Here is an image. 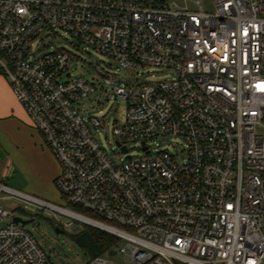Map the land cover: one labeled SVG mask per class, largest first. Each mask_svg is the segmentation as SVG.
Returning <instances> with one entry per match:
<instances>
[{"label": "built area", "instance_id": "1", "mask_svg": "<svg viewBox=\"0 0 264 264\" xmlns=\"http://www.w3.org/2000/svg\"><path fill=\"white\" fill-rule=\"evenodd\" d=\"M196 4L199 12L168 0H0V71L60 163L55 185L71 207L0 183V219L10 221L0 264H53L5 201L118 238L89 264H264V0H213L214 13ZM58 32L118 65L100 76L127 103L113 129L119 165L75 107L94 85L58 81L77 55L33 47ZM147 66L168 76L139 77ZM100 114L89 120L96 130L107 125ZM160 137L182 147L154 154L148 141Z\"/></svg>", "mask_w": 264, "mask_h": 264}, {"label": "rangeland", "instance_id": "2", "mask_svg": "<svg viewBox=\"0 0 264 264\" xmlns=\"http://www.w3.org/2000/svg\"><path fill=\"white\" fill-rule=\"evenodd\" d=\"M168 2H176L183 8L187 7L191 12L200 11L199 6L196 4V2H199L202 11L206 13L215 12L213 0H168ZM45 37V33H43L32 40L33 47H39L42 53L63 48L77 55V58L71 62L69 68L58 81L65 82L76 78H84L94 85L96 89L95 93L81 99L75 104V107L86 118L88 127L92 131L95 139L102 145L112 161L117 165L121 164V159L124 161L125 156L116 145L113 129L121 127L125 123L127 103L110 91L100 76V72H112L117 69V63L111 57L82 45L69 34L58 32V35ZM137 72L139 73V77L143 79H151L152 76L155 79H161L168 76L167 73L159 72L149 66L140 68ZM121 75L124 77L127 75V72L122 71ZM130 81L132 84L139 82L135 77H132ZM100 112L106 116L105 123L107 125L104 129L99 128L96 130L91 127L89 120L91 117L102 119ZM148 144L154 154L160 151L177 153L182 147L179 141L169 137L149 140ZM128 146L130 148V154L133 157H145V152L140 145L129 143ZM40 199L60 207L71 208L56 188V185L50 197H40ZM13 204L16 203L13 202L9 205L3 203V206L4 208H9L11 205L10 208L13 209L16 217L26 221L32 220L25 228L35 237L53 264H89L93 259L90 248L84 247L82 240H80L87 236V226L89 225L69 219L52 211L32 210L23 203H17L19 207L15 210V207H12ZM64 222H73V226H65ZM9 223V220L0 219V227L6 226ZM56 229L61 230L63 233H56ZM111 260L115 263L123 264L121 258L118 256L112 257Z\"/></svg>", "mask_w": 264, "mask_h": 264}, {"label": "crops", "instance_id": "3", "mask_svg": "<svg viewBox=\"0 0 264 264\" xmlns=\"http://www.w3.org/2000/svg\"><path fill=\"white\" fill-rule=\"evenodd\" d=\"M61 171L43 135L0 71V183L39 198L50 197ZM12 207L17 210L19 206L16 203Z\"/></svg>", "mask_w": 264, "mask_h": 264}, {"label": "trees", "instance_id": "4", "mask_svg": "<svg viewBox=\"0 0 264 264\" xmlns=\"http://www.w3.org/2000/svg\"><path fill=\"white\" fill-rule=\"evenodd\" d=\"M87 227V236L80 240H82L84 247L86 246L90 248L91 256L93 258L103 256L118 245L119 240L115 236L92 226Z\"/></svg>", "mask_w": 264, "mask_h": 264}, {"label": "water", "instance_id": "5", "mask_svg": "<svg viewBox=\"0 0 264 264\" xmlns=\"http://www.w3.org/2000/svg\"><path fill=\"white\" fill-rule=\"evenodd\" d=\"M123 149V151L126 153L127 152V149H126V147H123L122 148ZM149 154V153H148ZM32 220H30V221H26V220H23L22 218H19V217H15L14 218V223H19V224H21L22 226H26V225H28L30 222H31ZM56 233H63L61 230H59V229H56ZM109 255L110 256H113V255H115V252L113 251V252H110L109 253Z\"/></svg>", "mask_w": 264, "mask_h": 264}]
</instances>
